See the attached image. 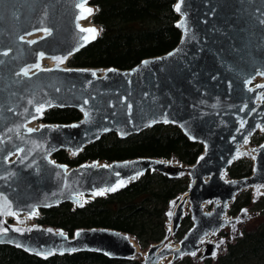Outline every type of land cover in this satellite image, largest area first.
<instances>
[{
    "label": "water",
    "instance_id": "obj_1",
    "mask_svg": "<svg viewBox=\"0 0 264 264\" xmlns=\"http://www.w3.org/2000/svg\"><path fill=\"white\" fill-rule=\"evenodd\" d=\"M83 1L0 0V53L8 50L7 55H0V192L13 210L32 213L64 202L84 206L79 194L111 189L118 178L138 175L135 181L148 171L169 176L183 172L189 179L186 199L176 200L172 229L165 235L179 227L186 202L192 224L176 244L165 245L162 239L145 250L144 264H155L164 256H170V264L196 251L202 236L225 224L222 217L237 193L264 182V142L258 146L250 175L221 177L234 157L236 145L230 136L236 120L247 114L242 106L254 102L245 81L257 69L264 70V0H181L180 10L175 11L179 15L175 25L181 32L178 44L131 68L67 66L29 77L16 75L21 67L36 61L38 51L69 55L68 64L97 38L85 40L75 26L77 5ZM42 28L51 33L33 45L20 40L30 30ZM93 69L106 71L96 75ZM41 105L44 113L53 107H73L81 118L46 123L25 133L24 124ZM159 123L174 124L203 145L193 164L179 162L185 168L170 165L168 159L140 157L69 167L53 159L61 150L76 156L106 133L126 137ZM254 124L249 120L237 142L251 135ZM215 198L219 203L205 210L203 203ZM129 236L104 227L79 228L69 236L50 226L23 231L8 226L0 232V244L42 258L94 251L139 260ZM205 248L208 256L215 247L207 243Z\"/></svg>",
    "mask_w": 264,
    "mask_h": 264
},
{
    "label": "trees",
    "instance_id": "obj_2",
    "mask_svg": "<svg viewBox=\"0 0 264 264\" xmlns=\"http://www.w3.org/2000/svg\"><path fill=\"white\" fill-rule=\"evenodd\" d=\"M176 0H91L95 7L92 22L99 26L96 39L75 53L69 61L73 67L131 68L142 59L167 53L179 42L181 32L176 27L179 15ZM81 118L73 107H53L44 113L45 123H70ZM264 142V133L256 136L253 145ZM203 145L189 139L179 127L159 123L139 133L120 137L115 132L102 135L74 157L58 151L53 157L68 166L92 161L110 162L140 157L175 158L183 164H193L203 151ZM253 169L249 158H239L227 168L229 178L248 176ZM186 174L174 176L148 171L137 180L105 195L95 197L84 206L64 202L40 210L37 223L60 228L69 236L79 228L104 227L131 234L141 249L165 237L168 207L187 190ZM229 213L250 205L248 192H239L231 201ZM263 221L252 231L228 245L215 264H264V196L251 203ZM192 221L185 215L174 233L177 240L189 229ZM0 264H142L133 258H112L101 252L80 251L42 258L20 248L0 244ZM170 264L195 263L181 257Z\"/></svg>",
    "mask_w": 264,
    "mask_h": 264
},
{
    "label": "rangeland",
    "instance_id": "obj_3",
    "mask_svg": "<svg viewBox=\"0 0 264 264\" xmlns=\"http://www.w3.org/2000/svg\"><path fill=\"white\" fill-rule=\"evenodd\" d=\"M87 5L90 6L89 9H91V18H92L93 13L95 12V7L91 4V1H89V3ZM91 22H92V20H91ZM93 25L94 26L96 25L95 26L96 27L95 28L96 33H94L95 37H96V35H98L100 28L97 24L93 23ZM35 36H38V33H36ZM66 66L72 67L71 65H69V63L66 64ZM262 81H263V77L257 76V77H254L250 81V84L255 85V84L260 83ZM258 123L260 124V127L257 130H253L251 135H247V136L243 137V139L237 143L238 145L235 146V150L238 148V146H240V149L238 150L237 153L234 154L232 162L243 157V158L252 159V163H253V159L255 158V156L257 154V149H258L259 145H256V146L253 145L252 141L254 140V138L256 136L264 133V124L262 123V120H260ZM32 124H33V126H37V127L39 126V128H41L46 123L43 122L42 119L40 118L39 120L34 121ZM235 150H234V152H235ZM62 152H64L67 157H74L75 156L74 153L69 152L68 150H62ZM53 159H54V157H53ZM168 160L170 162V165H174V166L179 165L181 167L186 168V166H184L183 164H180L179 161H177L173 157L168 159ZM221 177L225 180L229 179V176L227 175V171L222 172ZM117 187H119V186H115L113 188H117ZM100 192H103L102 195H105V194H107L108 189L94 190L88 194H84L82 202H87V201H89L95 197L100 196V195L96 194V193H100ZM240 192H248L250 195L251 203H255L257 200H259L260 198H262L264 196V182L252 184L251 186H247L246 188H244ZM181 196H182V194L180 196H178L176 199H174L168 207V219L166 221V231H168L167 227H168L169 222L171 224V217H172V213L175 209L176 200L181 198ZM0 203L3 206V209H2L1 214H0V229L5 230L8 227L7 226L8 223L9 224L13 223V220L11 218H9V219L5 218V214L8 211H12V205H11V202L9 201V199L5 196V194H3V196L0 195ZM251 203H250V205L241 208L237 212L236 215H231L229 213V209L231 207L232 202H230L227 206L226 213L222 217L226 221L225 224L223 226H221L218 230H216L214 232H209L207 237H206V240L208 241L207 243H213L214 244V247H215L214 251L216 249V252L213 251L211 255L205 256L204 255L205 249H206L205 244H207V243H205V244L203 243L198 247V249L196 251L192 252L188 257H190L195 263H203L204 261H209L210 264H215L217 261V258L219 256L223 255L227 251L229 244L234 243L236 241V239L239 238L240 236H242L246 231H252L253 229H255L258 226V224H260V222L263 221V217H261L260 212L257 209H255ZM72 205L78 206L75 203ZM212 206H213V202L210 201L209 203H207L206 206H204V209L209 210L212 208ZM183 211H184L183 215L184 216L186 215L190 219V221H192L191 216L189 215L190 212H189L188 202L185 203ZM37 217H40V212H38ZM29 223H30V225H29L28 229L38 228L41 226L39 223H37V218L34 220H29ZM26 229L27 228H20V229H17V231H23ZM170 230H171V228H170ZM174 233H171L168 236L165 235V237L163 239H164V242L166 244H168V245L169 244H176L178 242V240L174 237ZM145 250L146 249L139 248V254L137 255L139 257L143 254L142 255L143 261H141L142 264H144V258L146 256ZM182 257H184V256H182ZM169 260L170 259L168 258L167 263L169 262Z\"/></svg>",
    "mask_w": 264,
    "mask_h": 264
},
{
    "label": "bare ground",
    "instance_id": "obj_4",
    "mask_svg": "<svg viewBox=\"0 0 264 264\" xmlns=\"http://www.w3.org/2000/svg\"><path fill=\"white\" fill-rule=\"evenodd\" d=\"M90 0H85L81 3H79L77 5V14L75 16V26L76 28L84 35V37L86 38L85 40L89 41L92 40L93 36L95 38V34L94 33H90V32H82L81 29H89V28H96L93 23L91 22V14L90 15H86L85 18H81L82 15V9L79 5L83 4L84 9H89L90 6L87 5L89 3ZM181 0H176V3L174 5V9L175 11H177L176 6L177 4H180ZM47 29L48 32L46 33L44 30ZM38 33V36H35V34ZM50 29L49 28H42V29H33L30 30L29 32H27L26 34L22 35L21 37H23V40L26 43H28L29 45H33L34 43H36L38 40L48 36L50 34ZM29 41H34V43H29ZM8 50H6L5 52H7ZM43 53L41 51L37 52V59L35 62L33 63H29L24 65L23 67H21V69H19L16 72L20 73L23 69H30L29 74L27 77L48 69V70H63L66 69V61L69 58V55H65V56H60V55H46L45 53H43V56H41L40 54ZM62 59L63 62H60ZM47 62V63H46ZM35 65H39V67H34ZM94 74L96 75H101L105 73V69H93L92 70ZM18 76H22L25 77L23 75H18ZM257 76H262L263 77V81L260 83H257L255 85L250 84V81ZM245 86L247 88V90L254 94V102L252 103V105H249L248 103H245L242 106V111H245L247 109V114L243 117V118H238L236 120V128L233 132V134L230 136V141L233 142V144L238 145L237 140H238V136L243 132V129L245 128V124H247L249 122V120H254L255 124L254 130H257L260 127V124L258 123L260 120L264 119V70L261 69H257L256 74L251 78H248L245 81ZM40 107V106H36L35 107V112H34V116L31 117L25 124H24V132L28 133V132H32L29 131V129L32 130H37L39 128V126H33V122L36 120H39L42 117V114L44 113V108L41 112H37L36 109ZM247 136V135H245ZM244 136V137H245ZM240 149V146H238V148L235 150L234 154L238 152V150ZM16 154V153H15ZM14 156V154H13ZM233 160V159H232ZM253 161H255V159H253ZM168 163L170 164V162L168 161ZM138 177V175H134L131 176L129 178H118L114 187L115 186H121L124 185L125 183H129L131 181H133L134 179H136ZM251 186V185H250ZM0 195L3 196V194L0 192ZM78 197L83 200V194H79ZM186 199V192L182 193V196ZM210 201H212L214 204L215 203H219V200L217 198L213 199V200H206L203 203V207L207 205V203H209ZM187 203V202H186ZM3 209L2 204L0 203V214L1 211ZM38 216V210H34L32 213H26V212H21V211H15L12 209V211H8L5 214V218L9 219L11 218L13 220V223H8L7 226L13 228V229H20V228H27L29 227L30 223L29 220H34L36 219ZM32 226V225H31ZM168 231H171L170 228L172 229V224H168ZM4 229H0V232H3ZM209 233V232H208ZM208 233L204 236H202L199 241H198V247L201 244H205L208 241L206 240V237L208 235ZM129 239L131 240V242L133 243V245L135 246V257L138 258L140 261H143V254L141 256H137L139 254V247L137 246V244L135 243L134 239L132 236H129ZM165 245H168L165 243ZM206 245V244H205ZM177 246V245H175ZM198 249V248H197ZM216 252V249L215 251ZM141 254V253H140ZM145 255V254H144ZM168 258L170 259V256H164L162 258H159V260L155 263V264H167V260Z\"/></svg>",
    "mask_w": 264,
    "mask_h": 264
},
{
    "label": "snow or ice",
    "instance_id": "obj_5",
    "mask_svg": "<svg viewBox=\"0 0 264 264\" xmlns=\"http://www.w3.org/2000/svg\"><path fill=\"white\" fill-rule=\"evenodd\" d=\"M79 6H80L81 9H82V15H81V18H85L86 15H90V14H91V9H84L83 4H81V5H79ZM176 9H177V11L180 10V4H177ZM262 23H264V21H262ZM44 31H45L46 33L48 32L47 29H45ZM81 31H82V32L96 33V29H94V28L81 29ZM92 38H94V36H93ZM20 39L23 40V37H20ZM85 39H86V38H85ZM29 43H34V41H29ZM7 54H8L7 52L0 53V55H7ZM40 55L43 56V53H41ZM60 62H63L62 59H61ZM0 63H2V61H0ZM34 67H37V68H38L39 65H35ZM29 71H30V69L26 68V69H23L20 73H17V75H23V76L27 77L28 74H29ZM30 103H31V101H30ZM85 103H87V101H85ZM42 110H43V105H41L40 107H38V108L36 109L37 112H41ZM85 115L87 116V113H86ZM10 131H11V130H10ZM29 131H34V130L29 129ZM115 190H116L115 188L108 189V191H115ZM96 194H97V195H102L103 192L96 193Z\"/></svg>",
    "mask_w": 264,
    "mask_h": 264
},
{
    "label": "flooded vegetation",
    "instance_id": "obj_6",
    "mask_svg": "<svg viewBox=\"0 0 264 264\" xmlns=\"http://www.w3.org/2000/svg\"><path fill=\"white\" fill-rule=\"evenodd\" d=\"M214 204V203H213ZM213 207V206H212ZM184 218V217H183ZM182 221V220H181ZM181 223V222H180ZM218 259V258H217Z\"/></svg>",
    "mask_w": 264,
    "mask_h": 264
}]
</instances>
